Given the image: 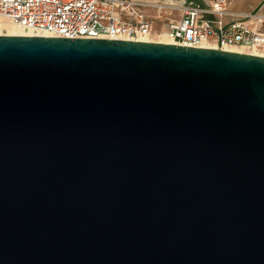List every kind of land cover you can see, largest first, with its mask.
I'll use <instances>...</instances> for the list:
<instances>
[{
	"label": "water",
	"instance_id": "water-1",
	"mask_svg": "<svg viewBox=\"0 0 264 264\" xmlns=\"http://www.w3.org/2000/svg\"><path fill=\"white\" fill-rule=\"evenodd\" d=\"M0 264H264V56L0 34Z\"/></svg>",
	"mask_w": 264,
	"mask_h": 264
},
{
	"label": "built area",
	"instance_id": "built-area-1",
	"mask_svg": "<svg viewBox=\"0 0 264 264\" xmlns=\"http://www.w3.org/2000/svg\"><path fill=\"white\" fill-rule=\"evenodd\" d=\"M231 2L178 8L160 1L0 0V25L45 37L156 42L164 35L177 45L234 46L264 54V15L230 11Z\"/></svg>",
	"mask_w": 264,
	"mask_h": 264
},
{
	"label": "crops",
	"instance_id": "crops-1",
	"mask_svg": "<svg viewBox=\"0 0 264 264\" xmlns=\"http://www.w3.org/2000/svg\"><path fill=\"white\" fill-rule=\"evenodd\" d=\"M154 1V0H153ZM164 2V3H169V4H174V5H180L183 3L184 6H192V5H201V6H206L208 4V0H157L156 2ZM182 2V3H181ZM255 1H251L248 8L244 10H234L232 9L233 6V0L230 5V11L237 12V13H260L264 15V12L261 11V9L264 7V5H261L257 7L255 10L252 9V5L254 4ZM264 4V3H263ZM254 8V7H253ZM254 11V12H251Z\"/></svg>",
	"mask_w": 264,
	"mask_h": 264
},
{
	"label": "bare ground",
	"instance_id": "bare-ground-1",
	"mask_svg": "<svg viewBox=\"0 0 264 264\" xmlns=\"http://www.w3.org/2000/svg\"><path fill=\"white\" fill-rule=\"evenodd\" d=\"M154 1H157V0H154ZM3 27H6L7 30H8V33L9 35H23V34H26L24 32H21L19 30H17L15 27L11 26V25H4V26H1L0 25V31ZM1 34V32H0ZM156 42H164V43H172L170 42L164 35L162 36H159L157 40H155ZM212 48H217L215 45L213 44H210ZM224 50H230V51H237V52H243V53H252V54H257V55H262L264 56V54L260 53V52H250L249 50H247L246 48H243V47H224L223 48Z\"/></svg>",
	"mask_w": 264,
	"mask_h": 264
},
{
	"label": "rangeland",
	"instance_id": "rangeland-1",
	"mask_svg": "<svg viewBox=\"0 0 264 264\" xmlns=\"http://www.w3.org/2000/svg\"><path fill=\"white\" fill-rule=\"evenodd\" d=\"M181 1V0H180ZM251 1H255L254 4L252 5V9H256L257 7L261 6V5H264V0H233V6H232V9L234 10H244L246 8H248L249 4ZM182 3V2H181ZM178 8H183L185 7L182 4L180 5H176ZM254 7V8H253ZM260 8V7H259ZM261 11L264 12V7L261 9ZM251 12H254V11H251ZM249 13V12H248ZM245 14V13H244ZM181 15V10L178 9V11L175 13V16L179 17ZM3 28H6V27H3ZM7 29V28H6ZM1 34L4 33V34H7L8 33V30H3L1 29Z\"/></svg>",
	"mask_w": 264,
	"mask_h": 264
}]
</instances>
